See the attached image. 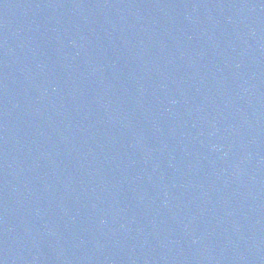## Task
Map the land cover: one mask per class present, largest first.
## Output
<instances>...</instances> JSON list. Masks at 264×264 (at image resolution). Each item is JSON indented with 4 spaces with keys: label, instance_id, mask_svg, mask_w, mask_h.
I'll return each instance as SVG.
<instances>
[{
    "label": "water",
    "instance_id": "water-1",
    "mask_svg": "<svg viewBox=\"0 0 264 264\" xmlns=\"http://www.w3.org/2000/svg\"><path fill=\"white\" fill-rule=\"evenodd\" d=\"M0 264H264V0H0Z\"/></svg>",
    "mask_w": 264,
    "mask_h": 264
}]
</instances>
